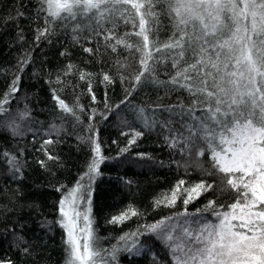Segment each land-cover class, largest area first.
<instances>
[{
    "label": "snow or ice",
    "instance_id": "1",
    "mask_svg": "<svg viewBox=\"0 0 264 264\" xmlns=\"http://www.w3.org/2000/svg\"><path fill=\"white\" fill-rule=\"evenodd\" d=\"M17 18L36 25V41L51 43V37L61 32L98 61L111 53L109 61L116 76L102 72L101 83L111 85L118 78L124 85L118 103H109L105 93V111L92 109L85 134L77 136L78 146L84 145L89 155L74 185L36 186L37 191L51 186L61 193L58 217L37 222L36 240L42 242L41 232L47 236L61 229L62 264H116L121 252L140 256L151 251L140 242L142 236L151 237L163 251V256H150L152 264H264V0H21L16 15L8 20ZM23 38L19 28L18 39ZM59 55L70 53L65 49ZM30 63L31 52L26 50L18 58L17 73L0 92V115L10 112L21 90L20 73ZM74 71L81 80H88L92 93L95 74L69 63L63 75ZM56 82L64 83L60 76ZM149 90L156 93L155 100L131 104L134 94ZM52 100L54 110H59L58 119L70 117L74 126L83 124L85 109L79 97L69 105L54 89ZM92 101L96 102L94 93ZM122 106L139 127L120 115L121 135L128 139L115 158L108 157L102 152L93 121L96 115L108 120ZM19 116L21 120L31 117L27 105ZM2 127L13 138L24 135L15 119ZM61 130L62 125L51 124L45 133L48 138L36 149L45 157L36 163L51 175L55 173L48 162L59 166L60 160L51 149L61 142L52 135L59 137ZM28 131L35 140V130ZM153 132L172 159L166 164L148 152L134 153L136 159L159 167L175 165L185 175L195 170L218 180L189 183L179 179L154 198L153 207L175 208L180 200V211L126 232L117 244L104 248L93 215L94 185L103 175L101 165L127 155L138 140ZM23 155L22 148L18 152L0 148V159L14 181L24 179ZM208 194L211 198L202 207L189 211L190 204ZM24 195L18 187L16 197ZM224 195L230 196V202L218 203ZM28 206L39 207L34 200ZM14 211L0 205V240L8 241L11 236L10 246L30 255L26 230L31 229L24 218L18 217L14 225L7 223ZM139 215L129 205L108 223L119 225ZM0 264L15 262L0 257Z\"/></svg>",
    "mask_w": 264,
    "mask_h": 264
},
{
    "label": "trees",
    "instance_id": "2",
    "mask_svg": "<svg viewBox=\"0 0 264 264\" xmlns=\"http://www.w3.org/2000/svg\"><path fill=\"white\" fill-rule=\"evenodd\" d=\"M20 2L21 0H0V92L17 73L18 58L26 50L31 52V63L20 73L21 90L13 100L10 112L7 115H0V148H6L10 152L24 149L21 159L25 161L26 167L24 179L14 181L9 176L7 164L0 159V190H3L0 191V205L16 209L9 214L11 217L7 221L9 225H14L18 217L26 221L28 228L31 229L26 230L31 254L26 255L19 249L11 247L9 243L11 236H9L8 241L0 240V257L10 258L15 264H62L63 232L61 229L57 227L47 236L43 232L39 233V236L43 238L42 242L35 239L38 221L43 218L55 220L58 217L57 202L61 193L53 190L51 186L37 191L36 186L64 184L71 188L74 185L78 176L85 170V160L89 155L84 145L78 146L77 136L85 134V127L89 123L88 116L92 109H97L98 112L105 111V93L109 103H118L124 96V85L118 78L111 85L101 83L102 72L116 76V69L109 61L111 53L98 61L87 53H82V50L72 45L70 38L61 32L51 37V43L43 40L36 41V25L30 20L17 18L9 21V16L16 15ZM17 24L23 29V40L18 39ZM86 46L93 45L86 44ZM65 49L70 55L60 56L59 53ZM69 63L76 65L78 70L95 74L91 78L92 93L96 96L95 103L92 101V93L88 91V80H81L78 71L67 76L63 75V70ZM57 76H60L64 83H57ZM54 89L69 105H72L79 97V103L85 109L81 113L83 124L74 126V121L70 117L63 121L57 118L59 110H54L55 102L52 100ZM155 99L154 91L149 90L147 94L141 91L131 97V104H147ZM25 105L31 111V117L21 120L19 113L25 110ZM120 115L133 121L132 115L125 106L110 114L108 120H103L100 115H96L93 121L98 130L102 152L108 157L115 158L119 148L124 147L128 139L121 135L118 119ZM13 119L20 124L23 136L13 138L3 129L2 125ZM53 123L58 127L62 125L59 137L52 135V139L61 141L51 149L52 154L60 158L59 166L52 161L48 162L51 172L55 175L42 170L36 163L38 159H45L36 149L44 139L48 138L45 133ZM132 126L139 127L134 121ZM29 128L35 130V140L33 132L28 131ZM124 130L127 131V128ZM136 152L151 153L157 160H163L166 164L172 159L169 150L153 132L146 133L142 139L138 140L137 145L133 146L127 155L119 159H111L101 165L103 175L97 178L94 185L96 194L93 200V215L94 227L101 237V246L104 248H111L113 244H117L119 236L126 232L135 231L139 226L153 223L180 211L183 207L180 200L177 201L175 208L153 207L154 198L171 189L179 179L183 178L189 183L200 179L218 180L217 177L201 176L195 170H190L191 174L185 175L183 170H177L175 165L159 167L146 160L140 161L134 157ZM175 159L180 157L176 156ZM125 181H132V183L129 185ZM18 187L25 194L23 197H16ZM207 198H211V194L207 197L202 196L198 201L190 204L189 211L202 207ZM33 200L39 205L38 209L29 208L28 205ZM217 202H230V196L224 195ZM21 204L24 205L22 210ZM129 205L137 209L141 215L133 216L119 225L108 223L112 215L119 214ZM140 242L151 251L142 253L140 256L121 252L118 254L116 264H152L150 256L153 253L163 256L162 249L153 243L151 237L142 236ZM122 243L120 242L121 245Z\"/></svg>",
    "mask_w": 264,
    "mask_h": 264
}]
</instances>
